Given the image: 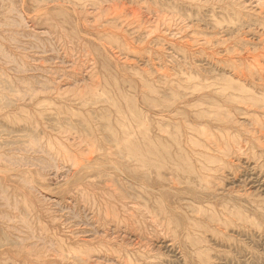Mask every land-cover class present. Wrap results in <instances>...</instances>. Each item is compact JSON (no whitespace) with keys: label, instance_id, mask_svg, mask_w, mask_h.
<instances>
[{"label":"rangeland","instance_id":"374dc122","mask_svg":"<svg viewBox=\"0 0 264 264\" xmlns=\"http://www.w3.org/2000/svg\"><path fill=\"white\" fill-rule=\"evenodd\" d=\"M258 24L264 0H0V264H264V115L229 135L224 106Z\"/></svg>","mask_w":264,"mask_h":264},{"label":"bare ground","instance_id":"6f19581e","mask_svg":"<svg viewBox=\"0 0 264 264\" xmlns=\"http://www.w3.org/2000/svg\"><path fill=\"white\" fill-rule=\"evenodd\" d=\"M239 25H241L242 27L244 24ZM258 25L260 26L261 32L259 35L260 43H258L261 49V54H258L256 57L253 56L256 63L249 60L252 59L249 51H246V53L243 54H238L236 60H233V58H230L228 60V64H230L231 67L229 70L230 76H228L229 79H227L226 83L227 97L224 100V106L226 107L227 111L226 123L228 125L232 121L233 117L230 114H233L232 112L234 109L248 110L253 108L257 110L258 115H264V105L262 103V101L264 100V24ZM234 79L238 81L237 84L234 82ZM241 82H243L244 84L249 82V86L251 87L252 91L243 89V86L239 85V83ZM255 93H259L260 95H262V97H260V99L256 98ZM235 123L238 122L235 121ZM257 124H260V119L258 120V122L256 121V125ZM226 128L227 131H229L228 134L230 135L232 133L231 125L227 126ZM149 170L150 169L148 168L146 169L147 172ZM202 176V174L198 175L199 180L202 178ZM139 178L145 179V177L141 176H139ZM207 184H204L205 187L207 186Z\"/></svg>","mask_w":264,"mask_h":264}]
</instances>
